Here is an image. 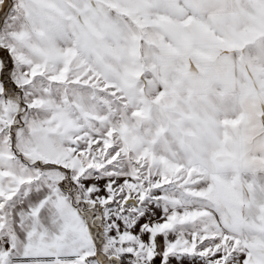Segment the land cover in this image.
Returning a JSON list of instances; mask_svg holds the SVG:
<instances>
[{
	"label": "snow or ice",
	"instance_id": "snow-or-ice-1",
	"mask_svg": "<svg viewBox=\"0 0 264 264\" xmlns=\"http://www.w3.org/2000/svg\"><path fill=\"white\" fill-rule=\"evenodd\" d=\"M0 264H264V0H0Z\"/></svg>",
	"mask_w": 264,
	"mask_h": 264
}]
</instances>
